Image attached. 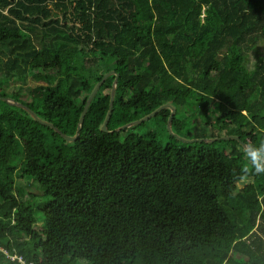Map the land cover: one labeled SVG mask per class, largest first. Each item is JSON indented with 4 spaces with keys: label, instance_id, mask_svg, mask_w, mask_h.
<instances>
[{
    "label": "trees",
    "instance_id": "trees-1",
    "mask_svg": "<svg viewBox=\"0 0 264 264\" xmlns=\"http://www.w3.org/2000/svg\"><path fill=\"white\" fill-rule=\"evenodd\" d=\"M261 39L264 0H0V96L71 136L118 73L112 133L113 74L74 141L0 99V264H264V173L237 140L142 129L168 108L114 131L169 103L179 136L264 144Z\"/></svg>",
    "mask_w": 264,
    "mask_h": 264
},
{
    "label": "water",
    "instance_id": "water-1",
    "mask_svg": "<svg viewBox=\"0 0 264 264\" xmlns=\"http://www.w3.org/2000/svg\"><path fill=\"white\" fill-rule=\"evenodd\" d=\"M112 74L115 75V78H114V80L112 82L111 89H110V93H109L108 110H107V113H106L105 118L103 120V123L101 124V127H100V129L102 131L108 132V133H112L113 130H109L108 127H107V125H108V121H109V118H110V115H111V112H112V105H113V100H114V95H115V89H116V83H117V77H118V73L115 72L114 70H110V71L106 72L103 75V77L95 84V86L91 90L90 94L88 95V97L86 99V102H85V105L83 107V110H82V112L80 114V117L78 119L77 129H76L75 133L73 135H71V136L64 134L61 130H59L51 122H48L46 120L41 119L32 109H30L25 104H23L21 102H18V101L14 100V99H12L10 97H6V96H4V97L3 96H0V99L8 102L9 104L16 105V106H18V107L26 110L36 121H38L39 123H41L43 125H46V126H48L50 128H53V130L55 132H57L61 137H63L66 141H68V142L69 141H74L78 137V135H79V132H80V129H81V126H82V123H83L84 115L86 113V110H87V108H88L91 100L93 99L95 93L97 92L98 88L103 83V81L105 80V78L107 76H109V75H112ZM164 108H168L170 110V113H169V116H168V119H167V123H166L168 132L171 135L175 136L177 139H179V140H181L183 142H207V143H210V142H213V141H216V140H220V139H235L241 145L242 144H246L245 142L241 141L239 139V137L236 136V135H223V136H219V137H208V138H184V137L178 136L177 134H175L172 131V128H171L172 118H173V115H174V112H175V108H174V106H172L169 103H164V104L160 105L159 107H157L156 109H154L150 113L142 116L141 118L136 119V120H133V121H130V122H127V123H125V124H123V125L115 128L114 131H119L120 129H125L127 127H131V126L140 124L143 121L148 120L149 118L153 117L155 114H157L159 111H161Z\"/></svg>",
    "mask_w": 264,
    "mask_h": 264
},
{
    "label": "rangeland",
    "instance_id": "rangeland-1",
    "mask_svg": "<svg viewBox=\"0 0 264 264\" xmlns=\"http://www.w3.org/2000/svg\"><path fill=\"white\" fill-rule=\"evenodd\" d=\"M248 52L249 53L246 54V58H247L246 59V65H247L248 68H252L256 61H260V60L264 59V40L263 39L259 40L254 45V47L251 48V50H249ZM40 72L46 74L45 75L46 77L42 78V77H38L37 75L29 74L27 76L26 84L20 85L19 83L10 82V85L9 84L6 85L5 90L6 91H10V89L15 88V87L18 88V86H21L20 87L21 89H23V88L26 89V87H27V89H29V88H35L37 86H46V85L54 84V82L56 81V77L54 75L55 71L47 70V71H40ZM23 91H24L23 92V98H27L28 100L30 98L32 99V96H31V94L28 91H25V90H23ZM19 99L22 100V98H19ZM180 110L184 112L185 109L181 108ZM175 112H176V110H175ZM175 112H174V114H175ZM186 114H187V112H186ZM209 120H210L209 123L211 124L212 121H213L211 116L209 117ZM190 127L191 126H188L187 128H190ZM142 129L145 130V131L146 130H151L152 132L155 131L161 138H164V140L166 139V137H165L166 134L165 133H166V131L168 132L167 126L164 127V125L158 124V122L155 121V120H149L146 123L145 127H142ZM175 134H177V133H175ZM177 135L179 136V134H177ZM180 137H182V136H180ZM177 140H179V139H177ZM15 186L19 187L20 189H23L22 190L23 192L28 191L30 188L33 189V192H37L38 191L37 189H34L35 188V184L32 181H28V180L26 182L23 179H18Z\"/></svg>",
    "mask_w": 264,
    "mask_h": 264
},
{
    "label": "clouds",
    "instance_id": "clouds-1",
    "mask_svg": "<svg viewBox=\"0 0 264 264\" xmlns=\"http://www.w3.org/2000/svg\"><path fill=\"white\" fill-rule=\"evenodd\" d=\"M241 151L248 161V165L242 169V173H247L250 168L254 169L257 174L264 173V144L259 146L251 143L242 144ZM245 180H247V176L242 174L240 181L243 182Z\"/></svg>",
    "mask_w": 264,
    "mask_h": 264
},
{
    "label": "built area",
    "instance_id": "built-area-1",
    "mask_svg": "<svg viewBox=\"0 0 264 264\" xmlns=\"http://www.w3.org/2000/svg\"><path fill=\"white\" fill-rule=\"evenodd\" d=\"M10 258H12V259L17 258V260L20 262V264H24V260L21 256L14 255V256H10Z\"/></svg>",
    "mask_w": 264,
    "mask_h": 264
},
{
    "label": "bare ground",
    "instance_id": "bare-ground-1",
    "mask_svg": "<svg viewBox=\"0 0 264 264\" xmlns=\"http://www.w3.org/2000/svg\"><path fill=\"white\" fill-rule=\"evenodd\" d=\"M175 108V107H174ZM176 110V109H175ZM87 111V110H86Z\"/></svg>",
    "mask_w": 264,
    "mask_h": 264
}]
</instances>
